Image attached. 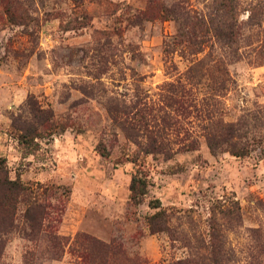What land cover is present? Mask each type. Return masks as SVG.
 Listing matches in <instances>:
<instances>
[{
	"label": "rangeland",
	"instance_id": "374dc122",
	"mask_svg": "<svg viewBox=\"0 0 264 264\" xmlns=\"http://www.w3.org/2000/svg\"><path fill=\"white\" fill-rule=\"evenodd\" d=\"M0 160V264H264V0H0Z\"/></svg>",
	"mask_w": 264,
	"mask_h": 264
},
{
	"label": "trees",
	"instance_id": "16d2710c",
	"mask_svg": "<svg viewBox=\"0 0 264 264\" xmlns=\"http://www.w3.org/2000/svg\"><path fill=\"white\" fill-rule=\"evenodd\" d=\"M138 182H142L140 178H136L132 185V191L134 193V197L137 198L139 195L144 194L143 190L137 186ZM21 186L19 185L18 182L13 181L9 178L8 176V170L6 167V164L4 160H0V198H4L6 194L8 195L9 193H14L16 190H19ZM211 246L215 247V244L212 243ZM221 252L217 249L211 250L206 258L210 260L212 264H223L222 262L226 263V259L220 257Z\"/></svg>",
	"mask_w": 264,
	"mask_h": 264
}]
</instances>
